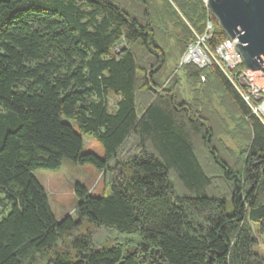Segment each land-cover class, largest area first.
I'll list each match as a JSON object with an SVG mask.
<instances>
[{
    "label": "trees",
    "instance_id": "trees-1",
    "mask_svg": "<svg viewBox=\"0 0 264 264\" xmlns=\"http://www.w3.org/2000/svg\"><path fill=\"white\" fill-rule=\"evenodd\" d=\"M169 25L184 50L208 26L209 48L228 39L203 0H0V264H264V120L215 65L183 67L204 79L192 100L164 87ZM219 110L246 145L235 156ZM64 160L117 175L100 197L77 185L74 217L57 220L34 173ZM85 225L119 238L88 230L61 250Z\"/></svg>",
    "mask_w": 264,
    "mask_h": 264
},
{
    "label": "rangeland",
    "instance_id": "rangeland-1",
    "mask_svg": "<svg viewBox=\"0 0 264 264\" xmlns=\"http://www.w3.org/2000/svg\"><path fill=\"white\" fill-rule=\"evenodd\" d=\"M203 2L208 8V0H203ZM183 35V31L175 29L171 25H169V29L166 32V37L162 40L165 51L167 53V64L162 70V83L164 87H168L173 81H176L177 79L176 84L179 91L186 99L192 100L196 97L197 92L202 91L201 83L204 82V79H201V83L191 82L190 78L183 70V67L192 64L199 69H204L207 67L201 61L204 60L203 55H205V46H207L206 43L209 40H206V35L205 37H203V41H200V39L195 46L192 45L188 49L184 50L178 45L179 41L182 40ZM198 46L200 48V52L198 51V56L194 55V58L199 60L200 63L188 59L189 55L195 52V48H197ZM251 73V76L243 81V85H245L244 91L251 99V103L253 102V108L257 109V115L264 120V73ZM215 96L216 95H214L213 100L215 105L217 106L218 98H215ZM200 98L202 97L200 96ZM119 100V96L111 93L108 98L110 113H114L116 111L117 103ZM219 112L220 117L215 124L217 136L219 137L220 143L223 144L228 150H230L226 151V153H230L232 156H235L242 149H244L246 145L242 143L241 138L238 135L239 132L236 128V125L234 124L235 120L233 119V117L221 110H219ZM84 140L85 153H93L99 158L104 159L105 151L102 145L94 136L85 135ZM130 149L131 150L129 151V156H132L137 152L134 148ZM116 175L117 173L115 172L113 176ZM34 176L45 189L48 195L51 210L57 220H61L66 216L74 217L75 209L79 202L75 194V188L77 185H81L87 188L90 193L93 194V196L100 197L102 196L104 189L107 186V182L109 183L111 181V177H113L105 176L93 166H78L74 165L69 160H64L61 168L58 170H38L34 173ZM218 182L219 184L217 186L218 188H221L222 183L221 181ZM2 217L3 210H0V219ZM88 230L90 231V234L92 235L95 243L99 245H112L116 243V239L119 238V236L115 232L96 230L89 227L88 225H85L80 231L74 232L64 239L61 250L68 249L71 240L75 236L79 235L80 232L87 233ZM258 243L259 245L256 252L264 257V236L259 237Z\"/></svg>",
    "mask_w": 264,
    "mask_h": 264
},
{
    "label": "water",
    "instance_id": "water-1",
    "mask_svg": "<svg viewBox=\"0 0 264 264\" xmlns=\"http://www.w3.org/2000/svg\"><path fill=\"white\" fill-rule=\"evenodd\" d=\"M208 8L247 70L264 73V0H208Z\"/></svg>",
    "mask_w": 264,
    "mask_h": 264
},
{
    "label": "built area",
    "instance_id": "built-area-1",
    "mask_svg": "<svg viewBox=\"0 0 264 264\" xmlns=\"http://www.w3.org/2000/svg\"><path fill=\"white\" fill-rule=\"evenodd\" d=\"M212 36V27H208L206 40H210ZM202 38L200 41H203ZM200 51L199 46L195 48V51ZM194 51V50H193ZM205 60L202 62L205 66H217L222 73L228 78V80L234 85L237 91L241 94L244 100L250 104L251 99L248 94L245 93L243 81L251 76V71H239L238 68L243 64V60L239 52L230 39H227L221 46L216 49H211L205 46ZM257 114V109H253Z\"/></svg>",
    "mask_w": 264,
    "mask_h": 264
},
{
    "label": "bare ground",
    "instance_id": "bare-ground-1",
    "mask_svg": "<svg viewBox=\"0 0 264 264\" xmlns=\"http://www.w3.org/2000/svg\"><path fill=\"white\" fill-rule=\"evenodd\" d=\"M199 52H200V51H199ZM199 52H198V50H196V51L193 52L191 55H189V58H188V59H189V60H194V61H197V62L200 63L199 60H197L196 58H194V55L198 56V53H199ZM201 54H202V53H201ZM202 55H203V54H202ZM203 57H204V60H205V56H204V55H203ZM204 60H203V61H204ZM203 61H201V62H203ZM263 107H264V106H263ZM263 107H262V108H263ZM262 108H261V109H262ZM262 111H263V110H262ZM263 112H264V111H263Z\"/></svg>",
    "mask_w": 264,
    "mask_h": 264
}]
</instances>
